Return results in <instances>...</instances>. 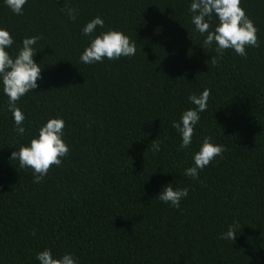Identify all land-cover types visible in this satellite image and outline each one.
Listing matches in <instances>:
<instances>
[{
	"label": "trees",
	"instance_id": "trees-1",
	"mask_svg": "<svg viewBox=\"0 0 264 264\" xmlns=\"http://www.w3.org/2000/svg\"><path fill=\"white\" fill-rule=\"evenodd\" d=\"M0 264H264V0H0Z\"/></svg>",
	"mask_w": 264,
	"mask_h": 264
}]
</instances>
